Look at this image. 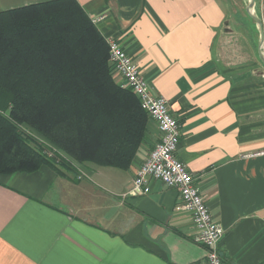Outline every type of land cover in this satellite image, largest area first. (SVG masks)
<instances>
[{
  "label": "crops",
  "instance_id": "obj_1",
  "mask_svg": "<svg viewBox=\"0 0 264 264\" xmlns=\"http://www.w3.org/2000/svg\"><path fill=\"white\" fill-rule=\"evenodd\" d=\"M49 1L0 0V11ZM77 2L107 42L121 43L152 93L168 101L181 130L176 156L225 230L222 264H264V155L251 156L264 151L258 24L247 13L234 14L233 0ZM255 13L264 25V0H256ZM232 38L235 63H228L224 45ZM160 140L150 121L129 169L80 167L79 181L49 167L0 176V264L206 260L179 189L151 180L148 195L131 193L137 171Z\"/></svg>",
  "mask_w": 264,
  "mask_h": 264
},
{
  "label": "trees",
  "instance_id": "obj_2",
  "mask_svg": "<svg viewBox=\"0 0 264 264\" xmlns=\"http://www.w3.org/2000/svg\"><path fill=\"white\" fill-rule=\"evenodd\" d=\"M114 72L77 0L0 11V176L129 169L151 119Z\"/></svg>",
  "mask_w": 264,
  "mask_h": 264
},
{
  "label": "built area",
  "instance_id": "obj_3",
  "mask_svg": "<svg viewBox=\"0 0 264 264\" xmlns=\"http://www.w3.org/2000/svg\"><path fill=\"white\" fill-rule=\"evenodd\" d=\"M108 45L110 64L124 81L121 85L139 98L142 108L161 133L160 142L137 171L131 193L148 195L151 192V180L179 189L182 207L193 216L197 230L196 242L207 250L206 260L199 264H222L220 246L225 230L211 214L205 198L195 185L193 175L176 156L181 130L169 110L168 101L152 93L148 80L119 41L109 40ZM261 155H264V151L251 154Z\"/></svg>",
  "mask_w": 264,
  "mask_h": 264
},
{
  "label": "rangeland",
  "instance_id": "obj_4",
  "mask_svg": "<svg viewBox=\"0 0 264 264\" xmlns=\"http://www.w3.org/2000/svg\"><path fill=\"white\" fill-rule=\"evenodd\" d=\"M248 3H249V0H245V2H241L240 0H233V2H232V4H230L231 6H230V8H232V12L234 13V11L235 10H237V13L238 14H246L247 12H246V7L248 6ZM235 14V13H234ZM248 15V14H247ZM233 20H234V18H233ZM233 40V41H232ZM232 40L231 39H229V42H227L225 45H224V48L226 47V49H224V50H230V53H229V55H227V57L226 56H224V58H225V60L228 62V63H235V57H234V50H236V39L235 38H232ZM256 47H255V49L258 47V45H259V42L257 41L256 42ZM245 46L247 47V48H250V45H249V43L247 42H245ZM254 46H255V44H254ZM245 47V50H247V48ZM229 56V57H228ZM117 72H114V75L116 74ZM35 136H36V138H38L39 140L41 139L42 140V138H40L38 135H36L35 134Z\"/></svg>",
  "mask_w": 264,
  "mask_h": 264
},
{
  "label": "water",
  "instance_id": "obj_5",
  "mask_svg": "<svg viewBox=\"0 0 264 264\" xmlns=\"http://www.w3.org/2000/svg\"><path fill=\"white\" fill-rule=\"evenodd\" d=\"M256 0H249L248 6L246 7L247 14L258 24L260 30V45L259 54L264 62V25L262 20L255 13Z\"/></svg>",
  "mask_w": 264,
  "mask_h": 264
}]
</instances>
